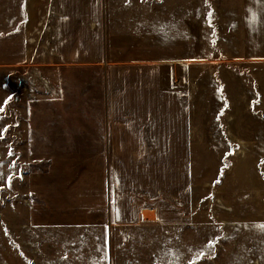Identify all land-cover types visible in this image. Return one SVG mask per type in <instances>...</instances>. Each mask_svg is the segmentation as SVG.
<instances>
[{"label":"rangeland","instance_id":"rangeland-1","mask_svg":"<svg viewBox=\"0 0 264 264\" xmlns=\"http://www.w3.org/2000/svg\"><path fill=\"white\" fill-rule=\"evenodd\" d=\"M208 3L183 1L184 21L205 41L207 27L214 32ZM197 6L200 27L191 18ZM210 52L221 58L217 49ZM206 63L185 67L184 101L193 99V78L208 90L214 66ZM239 71V65L217 62L222 90L216 82V96L227 105L221 109L210 99L208 106L203 99L212 109H201L191 170L185 167L178 185L159 177L150 190L149 179L147 193L123 198L113 193L110 162L95 160L97 145L87 146L90 140L38 147L49 109L39 117L33 107L57 96L47 71L0 65V264H264V109L249 67L247 105L229 103L227 87L234 99ZM74 118L66 115L72 124ZM85 153L93 160L83 161ZM211 241L214 249L207 247Z\"/></svg>","mask_w":264,"mask_h":264},{"label":"crops","instance_id":"crops-1","mask_svg":"<svg viewBox=\"0 0 264 264\" xmlns=\"http://www.w3.org/2000/svg\"><path fill=\"white\" fill-rule=\"evenodd\" d=\"M183 1L0 0V65L41 67L56 83L57 96L33 107L39 117L49 109L38 147L90 140L87 146L97 145L95 160L111 163L116 196L147 193V181L151 190L159 177L178 185L185 167L191 170L201 109H212L203 99L208 106L210 99L221 109L227 105L216 96V82L222 90L217 62L243 71L233 79L239 84L234 99L227 87L229 103L247 105L249 67L264 109V0H209L206 14L214 32L207 27L206 41L184 21ZM192 13L200 27L194 20L200 18L199 6ZM203 59L214 66L207 72L208 90L193 78L196 89L186 102L185 67ZM68 114H74V124Z\"/></svg>","mask_w":264,"mask_h":264},{"label":"snow or ice","instance_id":"snow-or-ice-1","mask_svg":"<svg viewBox=\"0 0 264 264\" xmlns=\"http://www.w3.org/2000/svg\"><path fill=\"white\" fill-rule=\"evenodd\" d=\"M209 15L211 16V13H209ZM7 103V102H6ZM4 111V109L3 108H0V112H3ZM4 131H6V129L4 130ZM0 139H3V134L2 133H0ZM262 163H264V162H262ZM11 177H9V182L11 181ZM262 230H264V225H260L259 226ZM215 244H216V241H211V242H209V244H208V248L209 249H214L215 248ZM200 256H201V258L203 257V254L201 253L200 254ZM194 264H195V262H194Z\"/></svg>","mask_w":264,"mask_h":264},{"label":"built area","instance_id":"built-area-1","mask_svg":"<svg viewBox=\"0 0 264 264\" xmlns=\"http://www.w3.org/2000/svg\"><path fill=\"white\" fill-rule=\"evenodd\" d=\"M42 23H43V22H42ZM42 23H41V26H42ZM41 29H42V30L44 29L45 31L47 30V28H46L45 26L41 27ZM43 85H44L45 87L47 86V84H46L45 81H43Z\"/></svg>","mask_w":264,"mask_h":264},{"label":"water","instance_id":"water-1","mask_svg":"<svg viewBox=\"0 0 264 264\" xmlns=\"http://www.w3.org/2000/svg\"><path fill=\"white\" fill-rule=\"evenodd\" d=\"M30 264H35L33 261Z\"/></svg>","mask_w":264,"mask_h":264},{"label":"bare ground","instance_id":"bare-ground-1","mask_svg":"<svg viewBox=\"0 0 264 264\" xmlns=\"http://www.w3.org/2000/svg\"><path fill=\"white\" fill-rule=\"evenodd\" d=\"M225 210V209H224ZM225 211H229V209H226Z\"/></svg>","mask_w":264,"mask_h":264}]
</instances>
